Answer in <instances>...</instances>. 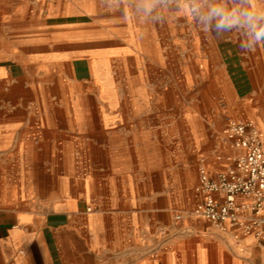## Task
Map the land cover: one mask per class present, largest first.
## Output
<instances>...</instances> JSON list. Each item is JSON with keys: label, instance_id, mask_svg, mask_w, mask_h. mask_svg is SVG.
<instances>
[{"label": "crops", "instance_id": "0c3cea01", "mask_svg": "<svg viewBox=\"0 0 264 264\" xmlns=\"http://www.w3.org/2000/svg\"><path fill=\"white\" fill-rule=\"evenodd\" d=\"M180 3L167 36L127 14L124 41L42 0H0V264H264V232L175 220L203 199L198 169L216 177L234 154L229 122L264 142V45L193 33Z\"/></svg>", "mask_w": 264, "mask_h": 264}, {"label": "built area", "instance_id": "2783aa9c", "mask_svg": "<svg viewBox=\"0 0 264 264\" xmlns=\"http://www.w3.org/2000/svg\"><path fill=\"white\" fill-rule=\"evenodd\" d=\"M222 139L234 154L216 177L205 167L198 169L195 191L203 199L187 212H177L175 220L191 215L226 232L241 228L245 233L264 232V142L251 121H231L222 130ZM241 199V200H240Z\"/></svg>", "mask_w": 264, "mask_h": 264}, {"label": "rangeland", "instance_id": "374dc122", "mask_svg": "<svg viewBox=\"0 0 264 264\" xmlns=\"http://www.w3.org/2000/svg\"><path fill=\"white\" fill-rule=\"evenodd\" d=\"M182 2L187 7L186 0ZM42 4L46 9L51 6H55L56 9L64 8L63 13L68 16L66 18L71 19L69 20L72 24L70 27L89 28L90 31H95L98 35L113 40L114 36L120 37L123 30L122 39L128 41L124 29L127 26L124 20L127 14L131 17L132 27L140 28L147 34L156 36H167L171 25L179 26V23H184L183 18L176 17L180 13V0H42ZM83 5L88 6L90 12L77 13ZM149 8L152 9L151 12L146 10ZM188 14L193 32L197 30L198 24L193 20L189 11ZM77 21L81 22L77 23ZM119 41L116 43L119 44ZM104 42L105 39L96 46L104 47ZM112 67L116 73L120 67L119 61H113Z\"/></svg>", "mask_w": 264, "mask_h": 264}, {"label": "clouds", "instance_id": "9594fccd", "mask_svg": "<svg viewBox=\"0 0 264 264\" xmlns=\"http://www.w3.org/2000/svg\"><path fill=\"white\" fill-rule=\"evenodd\" d=\"M187 8L193 20L216 34L240 29L243 36L239 42L241 52H250L264 45V13H256L243 8L226 9L208 0H186ZM151 12L152 9H146Z\"/></svg>", "mask_w": 264, "mask_h": 264}]
</instances>
